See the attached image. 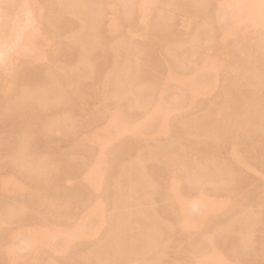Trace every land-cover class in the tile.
<instances>
[{
	"label": "rangeland",
	"instance_id": "1",
	"mask_svg": "<svg viewBox=\"0 0 264 264\" xmlns=\"http://www.w3.org/2000/svg\"><path fill=\"white\" fill-rule=\"evenodd\" d=\"M71 1L16 0L11 6V10L17 11L19 24L39 29V34L29 36L26 43H32L44 54L40 60L18 56V48L15 50L12 43L0 46V56L6 53L9 57L5 63L0 62V187L5 189V193L0 191V264H121L124 256L132 252L157 256L154 263L145 264H194L198 256L202 258V253L210 250L226 256L222 263L263 264L264 116L260 130L240 134L233 141L241 161L231 156L232 145L188 133L182 123L206 114L214 120L221 119L219 109L232 77L239 80L240 90L253 88L244 71L263 67L264 60L254 47L264 35V4L257 5L261 22L255 24L248 21V11L241 0H206L203 4L195 0H149L145 11L139 12L135 7L130 15L124 11V0H83L82 15L73 14ZM7 2L11 1L0 0V21L4 19ZM134 2L137 0H131V5ZM86 10L99 12L94 23L89 24ZM223 12L230 20L226 30L217 27L213 20ZM159 15L165 17L163 21L157 19ZM116 17L121 27L112 29ZM86 26L84 39L89 43L88 51L70 39ZM119 43L127 46V54L115 51ZM168 51H174L181 62L172 59ZM83 59L88 62L89 72L75 81L65 98L39 101L38 95L49 89V72L73 68ZM167 65L172 68L174 79L189 80L186 88L193 83L200 92L196 96L185 93L181 98L183 92L175 82L167 90L159 91ZM115 66L116 74L122 78L117 76L125 81L119 79L125 90L118 96H103L107 77ZM116 81L112 83L116 85ZM139 87L146 88L152 100L143 108L131 105L133 92ZM236 97L240 101L237 94ZM156 101L168 108L164 113L167 117L163 116L167 118L169 132L164 130L163 134L154 127L152 130L160 134L150 138L144 125H155L163 117L153 109ZM112 113H117L112 119H121L115 121V126L109 123ZM63 116L68 120L59 128H45L48 120ZM147 147L169 153L180 151L188 162L198 164V173L205 170L207 159L218 174L227 170L225 177L220 171L225 180L217 184L202 180L191 184L186 178L185 163L174 168L165 161L147 160L142 169L152 187L148 190L151 205L147 208L141 202H125L116 208L113 201L117 182L126 188L135 185L140 195L141 186L131 166L137 153ZM40 159L44 160V169L29 168L31 161ZM87 171L94 187L100 185L98 190L88 189L83 179ZM173 177L180 180V194L188 196L186 202H191L185 207L184 224L165 196ZM13 182L17 184L16 192L9 189ZM199 192L209 200L223 203L224 211L211 218L212 214L206 218L200 215L206 213L207 207L203 211L197 198ZM193 198L198 199L197 203ZM99 200L104 203L103 220L90 226L86 219ZM192 202L199 204L196 207ZM198 208H202L200 213ZM146 212L152 213H148L151 221L141 225ZM246 215L249 217L245 221ZM121 217H132V223L125 226ZM79 226V231L88 229L86 238H74ZM34 228L39 234L43 232L40 236H46L49 244H40L41 239L34 244L32 240L34 245L29 252L27 234ZM127 228L128 236L135 239L133 245L127 238H120V232ZM244 229L248 232H243L244 236L250 239L246 246L240 244ZM109 231L118 233V238L110 239ZM155 233L160 234L158 239L151 236L158 237ZM136 238L140 239L138 243ZM153 240L157 241L156 246L146 247ZM22 241L28 246L22 245ZM9 250L13 251V261L5 255ZM127 264L144 263L134 260Z\"/></svg>",
	"mask_w": 264,
	"mask_h": 264
},
{
	"label": "bare ground",
	"instance_id": "2",
	"mask_svg": "<svg viewBox=\"0 0 264 264\" xmlns=\"http://www.w3.org/2000/svg\"><path fill=\"white\" fill-rule=\"evenodd\" d=\"M10 1L11 2L6 3V5H5L6 11H5L4 19L2 21H0V46H2V45L6 46V44L11 46L10 44L12 43V46L13 45L15 46V48H14L15 50L18 48V50H16L18 56H26V57H28L27 59H30L31 61L40 60L41 58H43L44 54L39 52L38 50H36L35 46L32 43H26L27 41H29V36L39 34V29L34 27V26L32 27V25L30 28H26V26H24L25 23L21 24L22 22L19 24L18 20H17L18 18L15 16L17 11L15 12L13 9H12L13 11L11 10V6L12 5L14 6V3L16 0H10ZM195 1L196 2L200 1L203 4L204 3L203 1H206V0H202V1L201 0H195ZM82 2H83V0H72L71 1L70 6H71V10H72L73 14H78V15L81 14L82 15V6H81ZM200 2H199V4H200ZM241 2L248 11V14H247L248 21L250 20L251 22H253L255 24H260L261 16L259 15V10L257 9L259 7L257 5L259 3L264 4V2H258V0H241ZM148 3H149V0H137V2H134V5L133 4L131 5V0H124V11H125L126 15H130L131 10L135 7L137 8V10L139 12L145 11ZM220 9L223 10L222 7H220ZM85 16L87 17L89 24H91V23H94L98 19L99 12H97L96 10H89V11L86 10ZM163 18H165V17L162 15L160 17V15H159V17L157 19H161L163 21ZM228 18L229 17L227 15V13L223 12L220 16H218V17L215 16V18L213 17V20H214V23L216 24L217 27L219 26L221 29L226 30L227 27L230 25V20ZM231 18L234 19L235 17H231ZM31 20L32 19H29V20L27 19L26 21L29 22ZM115 20L116 21H114V24L112 25V29L113 28L115 29L116 27L117 28L121 27V23L118 22V17H116ZM161 20L160 21L158 20V22H161ZM162 24L163 23H161V26H162ZM113 26H115V27H113ZM87 27L88 26L84 27L81 30L76 31L70 37L71 41H73L74 43L81 44L84 51L89 50V49H87V48H89V43H86V41L84 39V37L86 35L85 29H87ZM127 27L129 28L130 26H127ZM159 27H160V25H159ZM21 32L24 34H21ZM23 36H25V37H23ZM259 39L260 40L258 42H256L254 48H255V52H257L261 56V59L264 60V49H263L264 35ZM191 45H193V42L191 43ZM115 51L118 53L127 54L128 53L127 51H129V49L127 48V46H125L124 43H119V44L115 45ZM187 51L189 54L192 52L191 50H187ZM168 52H169L170 57L172 59L176 60L177 62L180 61L177 59L178 58V57H176L177 55L173 54L174 51L173 52L168 51ZM5 54L6 53H4V56H2L3 55V53H2V55L0 56V62L5 63V61L9 58V57L6 58V55H8V54H6V55ZM244 62H245L244 63V65H245L247 62H246V60ZM207 63H208V60L205 61V64H207ZM253 64L255 65V62ZM167 66H168V67H166L167 70L165 71V75L163 76L164 78L161 79L160 84L158 85L159 91L167 90L169 84L172 82H175L176 84H178L177 86L179 89L177 87L176 88L178 90H180L181 92H183L181 98H183L185 96V93H189L192 96H196L200 92L199 86L197 87L193 83L190 85V88H186L188 86V84H190L189 80H186V79L176 80V79H174V76H173L174 73H173L172 68L169 67V65H167ZM262 66H263L262 70H258L257 68H255L254 70L252 68H249V69L245 68L244 72L247 73V74L245 73L246 74L245 76H247V78L249 77V79L252 81V85H253L252 89L240 90L239 80L236 77L235 78L232 77L229 80L228 84L225 87V91H224L225 101L219 109L221 112V115H222L221 119L214 120L209 116V114H206L204 116H199V117H196L193 119H189V120L182 123L183 127H185L186 132L191 133V134H195V135L202 137V138L205 137L207 139H210L212 141L214 140L216 142H219V141H221L222 143L227 142V145L229 144V146H231L232 144H234L233 141L235 140V138L238 135H240V134L244 135V133L249 134L250 132L253 134V132H252L253 129H255L254 132L257 130H260V126H261L260 121H261V119L263 120L262 117L264 116V63ZM88 67H89L88 62L83 59V60H80V62H78L77 65H75V67H73V68H70L67 70H52L51 72H49L48 73V76H49L48 79L50 80L49 89L48 88H47L48 90L44 89L43 92H41V93L38 91L40 93L38 95L40 97L39 101L43 103L46 100H49L52 98L57 99V100L59 98H62V99L65 98V96L68 95L69 88L75 83V81L84 78L88 74V72H89ZM202 67H205V66H202ZM202 67H200V68H202ZM114 68L115 69L112 68V71L109 73V75L107 77L108 81H107V83H105L106 85L104 86V91L102 93L103 96H118L123 90H125V88L123 87L124 84L123 83L121 84V81H123V79H120L122 77H120L119 74H116V73H118V71H116V66ZM131 70L132 69H130V71ZM202 70H204V68ZM200 72H201L200 70L197 71V73H199V74H200ZM205 73H207V71H205L203 74H205ZM116 78H118V80L120 79L121 81L120 80L116 81ZM112 81H116L117 84L115 85L114 84L115 82L112 83ZM123 82H125V81H123ZM136 89L134 90L135 92H133V99H132V104H131L132 107H137V108L146 107L152 101L149 98L150 95L145 92L146 88H144V87L143 88L139 87ZM236 94L240 98V101L237 99ZM176 100H179V97L176 98ZM157 102H158V104H160L159 101L154 102L153 109H155L156 112L159 111L161 113V116H163L164 113L165 114L167 113L168 108L158 105ZM116 114L115 113L111 114V115H113V117H111V119H110V122H109L110 126H113V125L115 126V121L117 120V122H119L121 120L119 118H118L119 120L118 119H116V120L112 119V118H114V116L116 117ZM165 114H164V116H165ZM164 116L162 117V120L155 125L151 122H150L151 124L149 123V124H146V126L144 125L145 129H147V130H145V133L148 137L150 136V138H152L151 136H153V135L156 136L157 134L159 135L160 133H163L164 130L168 129L167 128L168 121L166 122L167 118H164ZM119 117H120V114H119ZM165 117H167V116H165ZM67 120H68L67 116H63L60 119H52L51 121L48 120L47 126L45 125L46 126L45 128L48 127L49 129H57ZM261 124H262V121H261ZM158 125H160V126L158 127ZM154 127H156V129H158V130L161 129L160 133H159V131H156V129H155V131H153ZM151 131L154 133L152 134ZM166 132L168 133L169 130H166ZM166 132L164 131L163 134H165ZM224 144L226 145V143H224ZM231 147H232V149L230 148L231 149V151H230L231 156H233V158L236 159L237 161H241V159L239 160V155L236 153V150L233 148V145ZM136 157H135L136 159H135L134 163H132L133 165L131 166L132 167L131 169H132V172H134L133 174H135L137 177V184L141 186V189L139 191L141 193H140V195L137 194L138 193L137 189L134 188L135 185H129L126 188L120 182H117L115 185V187L117 189V196H116L115 200L113 201V205L116 208H121L125 202H138V203L141 202L144 206H147V208H148V206L151 205V196H150L151 193L148 190L151 189L152 187H151L150 181L147 178V175L145 174L144 170L142 169L143 168V166H142L143 162H145L147 160L153 159V160L165 161L166 165H169V166L174 167V168H180V166L185 163V165H187V166H184L185 167L184 169H186V172L188 174H190L188 176V174L186 173L187 174L186 178L188 177L187 181L191 184H195L198 181L199 182L206 181V182H210V183L215 182L214 184L221 183L220 181H222L223 179L225 180V178H223L222 175L227 172L226 169H225L226 172L219 169L221 171L222 175L220 174L219 170H218L219 171V174H218V172H216L214 170V167H212V165L209 164L210 161L208 162L206 159L207 163L205 165L206 166L205 170L204 171L202 170L203 172L201 171L198 173V172H196V171H199V170H197L199 168V167H197L198 164H196L195 161L188 162L185 159L184 155L180 151L176 152V151L170 150V153H169L167 151L154 150V149L147 147L146 149H143L142 151H140L139 154L137 153ZM35 160H33V161L30 160L31 162H30L29 168H30V166L32 167L30 169L34 168L36 170L37 169L42 170L45 168L43 159L42 160L40 159L37 161H35ZM217 174L219 176H217ZM88 177H89V173L87 171L85 178H83V179L85 180L88 189L90 190L91 188H93V189L95 188L94 189L95 191L98 190L100 185L98 184L99 185L98 186L95 184L97 187L96 186L94 187V182L91 180V178H88ZM224 177H225V174H224ZM178 180L179 179H177V178L174 179V177H173L172 180L169 181V183H168L169 187L167 189L168 192H167V195H165V196L168 199V201H170V203L172 204V205L171 204L170 205L175 209V211L177 213L176 216H177L178 220L184 224L185 219H186L185 207L188 203H189L188 205H191V202H189V201L186 202V198L188 196L183 197V195H181L182 194L181 191H180L181 192V194H180L179 188H178V184H179L180 180L179 181ZM200 180H202V181H200ZM224 180H223V182H224ZM89 187H91V188H89ZM142 187H143V189H142ZM9 189L11 192L18 191L17 184L13 182L11 184V188H9ZM0 191L2 193H5L4 187H0ZM199 194H201V193L199 192ZM199 194H197V195H199ZM197 195H196V197H197ZM203 195L204 194H201L200 197H197L199 200L195 199V198H193L195 200H192L193 202L196 200L201 202L202 205L204 206L203 211L205 209V206L207 207V209L205 211L206 213H203V212H202V214L200 213L202 211V208L200 210L198 208L197 213L200 211L199 212L200 215L203 216V214H204V216H203L204 218H206L208 214H209L208 216H210V214H212V216L209 217V218H211V217H213V214L215 216L216 212L218 213L219 211H224V210H221V209H224L223 207H225V205L223 203L222 204L218 203V202L216 203L215 200H209L206 198V196H203ZM193 202H192V204L196 206V204H194V203H197V201L194 203ZM199 202H198V204H199ZM198 204H197V206H198ZM94 206L92 208L91 215H90V213H88V215H90V217H87V218H89V219H86V221L88 223L91 222L89 224L90 226L92 224H95V223L101 221L100 219L103 220V218H102L103 213L102 212H103L104 203L101 204V201L99 200L96 204H94ZM200 207H201V204H200ZM211 210H213V211H211ZM146 213L143 214L145 216L142 215L144 219L141 218V220L143 219L140 223L141 225H143L142 222H144V221L146 223L149 220L151 221V215L150 214H152V213H150V212H148L150 214H148V213L146 214ZM140 216L141 215H139V217ZM129 217H125V218L121 217L125 226H128L131 222L132 217L131 218H129ZM199 217L201 218V216H199ZM247 217H249V216L246 215L245 221L247 220ZM204 218H201V219L204 220ZM137 220L140 222V218H138ZM134 222H136V221H134ZM146 223L144 226H146ZM230 223L233 224V222H230ZM252 223H253V221H251V224ZM122 225H123V223H122ZM90 226H88V227H90ZM228 226H231V224L227 225V228H224V230L225 229L229 230ZM83 227L86 228L85 226H83ZM147 227H149V226H147ZM143 228H146V227H143ZM75 229H78V231H79V229L81 230L80 226H79V228L76 227ZM128 229L129 228H127L125 232H123V231L120 232V233H122L120 238H123V239L127 238L130 241V244L133 245L135 243L133 240H135V239H133V237L128 236L129 235ZM33 230L34 231H30V234H27V236L31 238V239L29 238L30 243L33 240V243L35 244V242H38V240L41 239L40 240L41 242L39 241L40 244H42V243H44V245H45V243L49 244L46 236H44V235L42 237L40 236L42 231L39 234L37 228H36V230H35V228ZM85 230L82 229V231H79V233H81V236H79V233H77L78 232L77 230L74 231L76 234L73 233V231H72V233L75 234L74 238L76 236H77V238H81V239L86 238L85 237L87 235L86 233L89 231L87 228ZM91 230H93V229H91ZM148 230L149 229L147 228L146 231H148ZM244 230L245 231H242V233L247 232L246 229H244ZM146 231L144 229V232H146ZM91 233L92 232H90V234ZM245 233H243L242 236H244ZM144 234H142V235H144ZM241 234H240V237H241L240 239H242L241 240L242 243H240V244H242L243 246H246L247 244L249 245L250 239H247L248 236L245 235V236H247V238L245 236L242 237ZM263 234H264V232H263ZM146 235H147V232H146ZM156 235H158V234H156ZM159 235H158V237H154L153 235H151V236L153 238L158 239ZM59 236H61V235H59ZM108 236L110 237V239H111V237L113 239H116V238H118V233L110 232L108 234ZM144 236H142V237L144 238ZM55 237H57V236H55ZM139 238H141V237H139ZM151 238H149V240H151ZM149 240H147V241H149ZM247 240H249V241H247ZM24 241H22L21 244ZM138 241H140V239ZM138 241L136 238V243H138ZM156 242L157 241H155V240H153L149 243L147 242L148 244H147V246L145 244V246L150 248L151 246L154 245V247H155ZM25 244H22V245L27 247L29 244V241H28V244H26V245ZM34 244H32V243H31V245L29 244V247H30L29 252H31V246H33ZM143 245H144V243H143ZM49 246H47V247H49ZM211 251H213V250H210L209 253H207L208 251L204 252L207 254L202 253V256H201L202 258H199L200 256H198V262L196 261L197 260L196 259L195 263L196 264H228L227 261H226V263H222V261H225L226 256H224V254L222 255L221 251H218V253H217V251L215 250V253H217V254H214V252H211ZM132 253L127 254V256H124L125 258H123V263H121V264H127L129 262L134 261V260L135 261L139 260V261H141V263L143 262L145 264V263H150L151 261L153 262L154 259L155 260L157 259V256L156 257L154 256L155 257L154 258L153 256H150L149 254H145V253H140V255H138L137 253L135 254V252L133 254ZM203 254H204V256H203ZM261 254L259 255V258H260V256H263L264 253L262 255ZM5 255L8 256L7 257V259L9 258L8 260L13 261V258H12L13 257V251L9 250V251H7V254L5 253ZM31 255H32V253H31ZM216 255H218V256H216ZM214 256H216V257H214ZM135 257H138L139 259H137ZM29 258H30V256H29ZM199 259H200V261H199ZM262 261H259V262H262ZM262 263L264 264V262H262Z\"/></svg>",
	"mask_w": 264,
	"mask_h": 264
}]
</instances>
